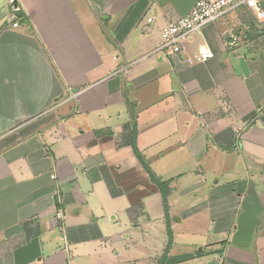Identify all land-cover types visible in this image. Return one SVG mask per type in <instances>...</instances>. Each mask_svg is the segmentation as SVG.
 <instances>
[{
    "label": "crops",
    "instance_id": "1",
    "mask_svg": "<svg viewBox=\"0 0 264 264\" xmlns=\"http://www.w3.org/2000/svg\"><path fill=\"white\" fill-rule=\"evenodd\" d=\"M195 1L0 0V264H264V19L153 54Z\"/></svg>",
    "mask_w": 264,
    "mask_h": 264
},
{
    "label": "built area",
    "instance_id": "2",
    "mask_svg": "<svg viewBox=\"0 0 264 264\" xmlns=\"http://www.w3.org/2000/svg\"><path fill=\"white\" fill-rule=\"evenodd\" d=\"M15 0H9L14 3ZM246 10L261 21L264 19V0H196L191 10L183 17L170 21L160 31V41L152 52L161 57L173 58L183 53L184 42L194 33L202 31L205 27L216 24L235 12ZM152 18L146 19V24H151ZM17 24H13L16 27ZM226 46L229 50L236 46V38L229 34ZM213 57L207 47H201L195 60L202 62ZM55 179V175L50 176ZM63 214L56 212V219L62 221Z\"/></svg>",
    "mask_w": 264,
    "mask_h": 264
},
{
    "label": "rangeland",
    "instance_id": "3",
    "mask_svg": "<svg viewBox=\"0 0 264 264\" xmlns=\"http://www.w3.org/2000/svg\"><path fill=\"white\" fill-rule=\"evenodd\" d=\"M241 14V13H240ZM247 14V13H246ZM247 17H248V15H246ZM249 18V17H248ZM238 19V21L240 20L239 19V17L237 18ZM251 21H253L252 19H251ZM241 23V22H240ZM242 25V24H241ZM242 26H240V24H239V22L237 23H234V25H233V27H232V29H233V31L234 32H241V30H242V28H241ZM240 36V35H239Z\"/></svg>",
    "mask_w": 264,
    "mask_h": 264
},
{
    "label": "water",
    "instance_id": "4",
    "mask_svg": "<svg viewBox=\"0 0 264 264\" xmlns=\"http://www.w3.org/2000/svg\"><path fill=\"white\" fill-rule=\"evenodd\" d=\"M18 15V14H17Z\"/></svg>",
    "mask_w": 264,
    "mask_h": 264
}]
</instances>
